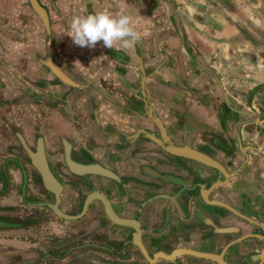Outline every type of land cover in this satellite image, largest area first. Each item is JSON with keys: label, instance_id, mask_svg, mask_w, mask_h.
Returning <instances> with one entry per match:
<instances>
[{"label": "crops", "instance_id": "1", "mask_svg": "<svg viewBox=\"0 0 264 264\" xmlns=\"http://www.w3.org/2000/svg\"><path fill=\"white\" fill-rule=\"evenodd\" d=\"M225 1L227 5L219 0H0V106L21 113L26 107L45 109L43 122H30L35 129L21 120L14 125L13 135L26 144L39 135L49 148L50 136L63 135L79 159L114 167L140 162L131 158L135 149L160 152L152 140L161 135L155 124L161 118L175 145L184 141L203 149L230 172L212 195L241 216L226 215L228 225L237 227L230 228V238L237 235L240 241L228 252L240 251L246 259L264 248V219L254 215L264 210V1ZM97 12L131 16L140 36L136 46L124 49L117 43L109 49L102 41L94 48L74 45L68 36L73 18ZM55 66L75 85L60 83L49 69ZM82 79L109 95L117 107L99 100ZM12 144L18 149L17 139ZM179 162L195 169L200 179L215 174L204 172L208 167L201 163ZM160 168L165 179L174 174L190 181L184 171L171 172L164 164ZM6 169L9 182L19 181V199H28L30 185L21 183L20 170L1 165L0 171ZM200 179L196 188L206 184ZM162 188L168 195L172 185ZM1 197L0 206L7 205L6 196ZM59 209L69 210L63 197ZM21 214V221L8 220L15 227L0 228V261L8 248L19 256L17 264L79 263L77 247L69 240L78 242L82 236V219L65 220L50 212L36 229L32 212ZM4 217L0 211V219ZM199 221L214 231L226 223L205 214ZM54 250H63L61 256L49 255Z\"/></svg>", "mask_w": 264, "mask_h": 264}, {"label": "flooded vegetation", "instance_id": "2", "mask_svg": "<svg viewBox=\"0 0 264 264\" xmlns=\"http://www.w3.org/2000/svg\"><path fill=\"white\" fill-rule=\"evenodd\" d=\"M141 78L143 77L140 76L138 90L144 100ZM159 123L165 131L161 118ZM158 130L161 131L159 127ZM38 136L33 137L31 145L26 144L23 138L19 140L14 136L18 141V149L9 145L13 166L21 173V183L24 182L26 186L38 181L40 185V192L37 193L42 198L31 200L25 199L24 196L22 198L30 207L47 209L49 207L45 203L54 201L53 194L43 188L41 176L27 153V150L36 153L40 144L49 172L61 185L58 207L63 197L64 204L67 203L69 206V210L62 211L63 213L81 214L78 219H82L80 222L82 236L78 242L69 240L73 244L72 247H77L76 251L80 257L78 264H216L212 259L197 256L193 252L221 255L220 260L227 264H246L245 255L240 251L230 254L228 252L232 245H237L240 241L237 235L230 238V228L237 227L228 225L226 215L232 213L229 206L224 205L220 196L212 195L215 189L212 188L214 182L216 179H222L216 177L218 173L215 169L206 166L208 168H205L204 172L213 171L215 174H202L200 179L196 177L198 173L195 169L179 162L181 159L194 160L170 155L159 146L157 147L161 153L158 150L135 149L130 154L131 158L140 162L114 167L98 159L89 161L79 159L74 153L72 142L63 135L50 136L53 146L49 148H45L43 139ZM183 144L184 141H181L180 145ZM186 145L190 147L189 144ZM66 147L71 161L97 164L108 173L83 175L72 173L64 159ZM191 148L210 156L203 149L192 146ZM19 151L24 154L26 163L31 167L28 175L24 169L25 163L15 157ZM163 164L173 168L171 172L184 171L190 181H183L174 174L171 179H165V174L160 170V165ZM213 175H216V178ZM199 179L206 184L196 188L195 183ZM164 184L172 185L171 193L168 195L163 194ZM88 197L90 202L83 209L84 200ZM75 201H78V209L73 213V207L77 206ZM104 203L112 211L113 220L106 215ZM167 209L172 211L169 212ZM202 214L227 221L223 226L216 227L215 231L213 226L207 230L199 221V215ZM94 222L97 224L93 228L91 223ZM173 251L179 252L173 257L161 256L169 255ZM68 264L75 263L70 261Z\"/></svg>", "mask_w": 264, "mask_h": 264}, {"label": "water", "instance_id": "3", "mask_svg": "<svg viewBox=\"0 0 264 264\" xmlns=\"http://www.w3.org/2000/svg\"><path fill=\"white\" fill-rule=\"evenodd\" d=\"M219 1L223 2V3H225V5H227V2L225 0H219ZM49 69H50L51 73L60 81V83L67 85V86L75 85V83L73 81H71L69 79V77H67L58 67L55 66V67H53V69L52 68H49ZM82 81L91 91H93L96 94V97H98L99 100L107 103L108 105H110L112 107H117L116 106L117 104L114 103L113 99L109 95H106L100 88H98L92 82H90L89 80H86V79H82ZM155 124L160 128L161 135L159 138H157L156 140L154 139L152 141L157 143L159 145V147H162V149H164L165 152H167L170 155L179 156L182 158H188V159L197 161L199 163H202L205 166H208L212 169H215V171L218 173L217 178H222V179L221 180L216 179L212 188H216V187H218L222 184H225L227 182V179L229 177L230 172L227 171L219 162H217L216 160H214L213 158H211L210 156H208L206 154H203L199 151H196L195 149L187 146L186 144H183V145L173 144V142L167 138V135H166L163 127L160 125L158 120L155 122ZM27 153L30 156L33 164L35 165L36 170L38 171V173L41 176L43 188H45L46 190L50 191L53 194L54 201L52 203H45L49 207V209L53 212V214L56 215L57 217L61 218V219H65V220H74V219H77L78 217H80L81 214L68 215V214L63 213L59 209L58 203H59V194L61 191V185L53 178V176L49 172L47 165H46V162H45V157H44L41 145L38 144L36 153H31L28 150H27ZM68 153H69L68 148L66 147L64 149V159H65V162H66L68 168L70 169V171L72 173H74L76 175L92 174V173H96V172L101 173V174H103V173L107 174L108 173L107 170L102 169L97 164H92V163L91 164L90 163L89 164H80L78 162H73L69 159ZM201 187H202V185H201ZM198 188H199V186H198ZM89 202H90V198L88 197L84 200L83 209L86 208V206L88 205ZM104 206H105L106 215L111 220H113L114 215H113L112 211L108 208L106 203H104ZM232 213L235 215H238L234 211H232ZM254 215L258 219H264V210L263 211H255ZM243 219L251 220L253 222L252 224L260 227V224L257 223L253 219H248L247 217H243ZM11 227H15V224H13L9 221L0 219V228H11ZM261 239H263V238H261ZM178 252L179 251H173L169 255L161 254V256H164L166 258L173 257ZM193 254L200 256V257L212 259L213 262H215L216 264H227L225 261L220 260L221 255L218 256V255L211 254V253L204 254V253H196V252H193ZM245 260H246V262H249L248 264H262L264 262V248L256 250L255 255L248 256ZM248 260H250V261H248Z\"/></svg>", "mask_w": 264, "mask_h": 264}, {"label": "rangeland", "instance_id": "4", "mask_svg": "<svg viewBox=\"0 0 264 264\" xmlns=\"http://www.w3.org/2000/svg\"><path fill=\"white\" fill-rule=\"evenodd\" d=\"M245 1H247V3L255 1L254 3L258 4V2H263L264 0H245ZM44 115H45V109L43 107H35V109L26 107V109H24V112L21 113V111H19L18 108H15L14 110L13 107L0 106V162L4 161L1 165H3L4 167H6L7 163L13 165L12 163L13 161L11 160L12 156H9L11 155L9 151V145H13V147H16L14 146V144H12L13 140L15 142V139L13 138L14 136L13 132L15 130L14 125H16V123H18L19 120H21V124L24 125L26 124L25 126H27V128H31L32 126L30 122L35 121V123L38 122L39 125V121L43 122ZM35 126L36 124L33 125L32 128L35 129ZM16 127L18 126L16 125ZM18 154L19 155H17V157L19 158H17L16 156L15 157L16 159L20 160L23 164L25 163L24 169L26 174L28 175V173L31 171V167L26 163L27 159L25 158L24 154L21 152ZM8 168L9 167H7V169ZM11 168L13 169V167ZM7 169L5 171L2 170L0 171V199H3L1 196H6V202H7V205L0 206L1 213L5 211L6 221H8L7 219H13V218L17 220L24 219L19 217V216L24 217L23 216L24 214L21 213L32 212L33 214L32 220L37 222L35 225L36 229L39 228V224L41 227H43L44 226L43 222L47 221L48 218L51 217L50 210L47 209L46 207H43L42 209L38 210L37 208H32L26 205L24 203V200L21 201L18 195L19 188L17 187V183H19V181L16 180V183L12 181L9 182L10 174ZM29 185L30 186L27 187L28 200L35 198L36 199L42 198L41 195L37 193L38 191L40 192L39 182L35 181L34 183H32V185L31 184ZM62 251L54 250L53 253H49V255L54 254L53 257L58 258L61 256ZM6 255L8 256H6L5 261H0V264H17L20 262L18 255L9 254L8 248ZM24 263L51 264L52 261H32V262L23 261V264ZM54 264H59V263H54Z\"/></svg>", "mask_w": 264, "mask_h": 264}, {"label": "clouds", "instance_id": "5", "mask_svg": "<svg viewBox=\"0 0 264 264\" xmlns=\"http://www.w3.org/2000/svg\"><path fill=\"white\" fill-rule=\"evenodd\" d=\"M70 38L74 45L94 48L97 42L112 49L120 43L124 49H132L140 36L135 29L131 16L121 13L114 16L106 12H97L74 17L70 25Z\"/></svg>", "mask_w": 264, "mask_h": 264}]
</instances>
